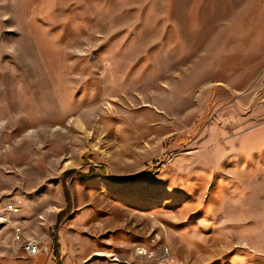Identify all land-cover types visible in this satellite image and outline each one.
I'll return each mask as SVG.
<instances>
[{
	"label": "rangeland",
	"instance_id": "1",
	"mask_svg": "<svg viewBox=\"0 0 264 264\" xmlns=\"http://www.w3.org/2000/svg\"><path fill=\"white\" fill-rule=\"evenodd\" d=\"M0 209V264H264V0H0Z\"/></svg>",
	"mask_w": 264,
	"mask_h": 264
},
{
	"label": "built area",
	"instance_id": "2",
	"mask_svg": "<svg viewBox=\"0 0 264 264\" xmlns=\"http://www.w3.org/2000/svg\"><path fill=\"white\" fill-rule=\"evenodd\" d=\"M6 211H17L15 206H8L7 208H5ZM0 209V224L9 221L8 215L6 212H3ZM19 229L16 227L15 228V234H14V239H18L19 238ZM22 249L24 251V253L28 256H34L36 254H38L42 247H41V243L39 240H35V239H27L22 241Z\"/></svg>",
	"mask_w": 264,
	"mask_h": 264
},
{
	"label": "trees",
	"instance_id": "3",
	"mask_svg": "<svg viewBox=\"0 0 264 264\" xmlns=\"http://www.w3.org/2000/svg\"><path fill=\"white\" fill-rule=\"evenodd\" d=\"M67 172H71V171H67ZM93 174V169L90 168L87 172L83 173V172H79L78 175L84 178L90 177ZM63 191H64V196L66 198L67 204L69 205V193L67 191V188L65 186V184L63 185ZM57 254V253H56Z\"/></svg>",
	"mask_w": 264,
	"mask_h": 264
}]
</instances>
